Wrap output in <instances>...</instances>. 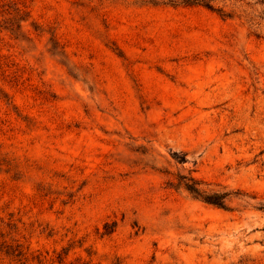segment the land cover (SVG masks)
Returning a JSON list of instances; mask_svg holds the SVG:
<instances>
[{
  "label": "rangeland",
  "instance_id": "1",
  "mask_svg": "<svg viewBox=\"0 0 264 264\" xmlns=\"http://www.w3.org/2000/svg\"><path fill=\"white\" fill-rule=\"evenodd\" d=\"M211 4L0 0V220L25 264H264V0Z\"/></svg>",
  "mask_w": 264,
  "mask_h": 264
},
{
  "label": "trees",
  "instance_id": "2",
  "mask_svg": "<svg viewBox=\"0 0 264 264\" xmlns=\"http://www.w3.org/2000/svg\"><path fill=\"white\" fill-rule=\"evenodd\" d=\"M212 0H180V2L185 4H201L209 9L215 10L213 5L211 4ZM17 12H20V8H15ZM221 10V9H217ZM223 16H229L228 13H221ZM177 162H184L185 159H176ZM4 167V168H3ZM10 172L12 171L14 175L18 173L16 164L12 159H8L6 156L0 157V173ZM179 183L183 186V188L190 193L193 197L207 203L211 204L223 209L228 208V200L229 197L234 193L232 191L226 190H215L203 187V183L192 176L180 175L178 176ZM261 209H264V204H261ZM2 221L0 220V254L4 255V257L9 258L11 263L19 262L21 264H25L29 260L28 248L24 247L22 243L18 242V240L9 237V232H5L3 227L1 226ZM8 227L11 226L10 223L6 224ZM68 251H65V255H67ZM35 258L38 264H44L43 259L40 258V255H36L32 257ZM64 257L58 256V262L63 263Z\"/></svg>",
  "mask_w": 264,
  "mask_h": 264
}]
</instances>
